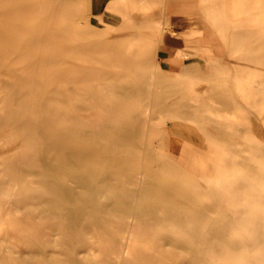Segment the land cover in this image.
I'll use <instances>...</instances> for the list:
<instances>
[{
  "label": "bare ground",
  "instance_id": "obj_1",
  "mask_svg": "<svg viewBox=\"0 0 264 264\" xmlns=\"http://www.w3.org/2000/svg\"><path fill=\"white\" fill-rule=\"evenodd\" d=\"M91 2L0 0V264H264V0Z\"/></svg>",
  "mask_w": 264,
  "mask_h": 264
},
{
  "label": "rangeland",
  "instance_id": "obj_2",
  "mask_svg": "<svg viewBox=\"0 0 264 264\" xmlns=\"http://www.w3.org/2000/svg\"><path fill=\"white\" fill-rule=\"evenodd\" d=\"M170 1V4H173V2H174V5H175V9L174 10H172L171 8H170V12H168L167 14H169L170 16H174V18H172V19H170L169 21H170V29H172V30H174V31H180L181 29H183L184 27H186V26H188V25H190L191 24V22H186L187 20H182L180 17H181V15L183 14V13H181V12H179L178 10H177V8H176V6L178 5V4H181V2H179V3H177V2H175V1H173V0H166V3H168ZM109 15H111V16H113V15H115V13H109ZM94 20H96V19H94ZM96 22H97V20H96ZM250 38V37H249ZM165 39L167 40V39H172L173 40V42H172V44H171V46H169L170 47V49H176V48H178V47H182V46H184L182 43H180V41L179 40H177L176 39V36H167L166 35V37H165ZM236 41H237V43L240 45V46H243L244 45V35H234L233 36V38H232V40H231V42H229L228 41V43H227V45L225 46V50H224V52H225V56H227L228 58H229V61L231 60L230 59V57H232L231 55L232 54H234V48H233V46H234V44L236 43ZM187 60H189V59H186L185 61H187ZM190 60H192V58L190 59ZM208 75V74H207ZM204 76V75H203ZM209 77L208 78H210V80H212V81H214V80H217V76L215 75V74H210V75H208ZM201 80L198 82L202 87H205L206 85H207V83L205 82V79H203V78H200ZM184 94H187V96H189V93L188 92H186L185 90H183L182 91ZM184 101V100H183ZM203 101V103H205V104H207V103H210V102H208V100H206L205 98L202 100ZM207 106H210V108H208ZM204 105V106H201L200 107V109H198L197 108V111H199L201 114H200V117L201 118H203V119H205L206 117H208V116H210V115H208V113H210V111H211V109H212V107H214V105ZM207 107V108H206ZM187 110H189V111H195V108H187ZM210 110V111H209ZM196 112V111H195ZM233 142H241V141H239L238 139H236V140H233ZM203 143H208V141H203Z\"/></svg>",
  "mask_w": 264,
  "mask_h": 264
},
{
  "label": "crops",
  "instance_id": "obj_3",
  "mask_svg": "<svg viewBox=\"0 0 264 264\" xmlns=\"http://www.w3.org/2000/svg\"><path fill=\"white\" fill-rule=\"evenodd\" d=\"M173 1H175V2H177V3H179V2H181V4H194V3H198V1L199 0H173ZM91 8H92V11H93V13H102V11H103V9H104V6H105V2H104V0H92V2H91ZM165 8H166V11H168V12H170V8L172 9V10H174V2H173V4H170V1L168 2V3H165ZM179 12H181V11H179ZM181 13H183V12H181ZM172 18H174V16H169V20L170 19H172ZM182 20H186V18H185V13H183L182 15H181V17H180ZM187 22V21H186ZM189 26H191V24L190 25H188V26H186V27H184L183 29H181L180 31H182V30H184V29H186L187 27H189ZM179 32V31H178ZM177 39V38H176ZM177 40H179V39H177ZM180 41V40H179ZM172 42H173V40L172 39H170V40H168V41H166L165 42V45H164V49L166 50V51H168L169 53H171V52H173V51H175L176 49H170V47L169 46H171V44H172ZM180 43H182L181 41H180ZM183 44V43H182ZM183 47V46H182ZM178 48H181V47H178Z\"/></svg>",
  "mask_w": 264,
  "mask_h": 264
}]
</instances>
